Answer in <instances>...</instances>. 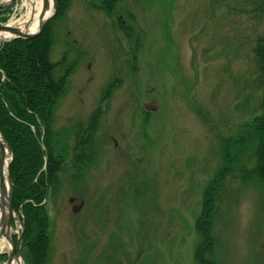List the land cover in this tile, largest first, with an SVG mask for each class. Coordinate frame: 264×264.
I'll return each mask as SVG.
<instances>
[{"label":"rangeland","instance_id":"1","mask_svg":"<svg viewBox=\"0 0 264 264\" xmlns=\"http://www.w3.org/2000/svg\"><path fill=\"white\" fill-rule=\"evenodd\" d=\"M91 1L72 0L55 26L61 31L49 60L67 46L78 61L53 129L84 123L103 90L114 88L102 104L92 164L73 184L66 167L56 195L46 198V264H194V220L221 166L220 141L260 94L250 48L264 21L238 13L248 0H117L109 18ZM21 3L3 23L21 18ZM234 176L216 203L211 258L264 264V206L256 186ZM12 229L15 238L18 223Z\"/></svg>","mask_w":264,"mask_h":264},{"label":"trees","instance_id":"2","mask_svg":"<svg viewBox=\"0 0 264 264\" xmlns=\"http://www.w3.org/2000/svg\"><path fill=\"white\" fill-rule=\"evenodd\" d=\"M54 1L55 14L37 37L0 41V136L12 155L9 166L11 207L19 212L23 223L20 250L24 264H46L50 238L46 198L56 195L66 167L71 170L69 181L73 184L80 181L92 164L104 112L102 104L107 103L114 88L110 83L103 90L97 106L84 123H76L66 132L53 129L54 108L66 93L68 79L78 61L77 56L69 55L67 46L57 61L49 60L56 32L61 31L55 26L63 23L72 2ZM116 3L117 0H96L90 5L109 18L117 9ZM5 12L0 10V23L6 20ZM238 13L262 23L264 0H248ZM117 26L120 31L125 30L120 22ZM250 61L260 94L249 117L238 124L232 136L220 141L221 166L206 183L201 209L194 220L197 237L192 252L194 264H218L211 258L215 242L212 218L219 194L232 173L237 181L256 186L264 206V26L255 32ZM67 134L72 138L68 147ZM4 260L0 257L1 262Z\"/></svg>","mask_w":264,"mask_h":264},{"label":"water","instance_id":"3","mask_svg":"<svg viewBox=\"0 0 264 264\" xmlns=\"http://www.w3.org/2000/svg\"><path fill=\"white\" fill-rule=\"evenodd\" d=\"M14 2L15 0H0V10H9ZM48 8L47 0H41V9L38 17L39 24L36 31L29 33L15 27H6V21L5 23L0 24V32H8L11 35L10 38H21L25 40L35 38L53 18L56 9L54 0H51L52 11L50 15L45 16ZM5 157L7 158V162L5 163L4 171L2 172ZM11 160V152L0 136V238H3L9 245V251L0 253V257L6 256V260L1 264H10L13 260L15 261V264H19L21 237L23 232V223L21 222L20 214L18 211L14 212L11 207L12 187L9 178V166ZM14 223H18L19 225V233L15 235V238H13L14 231L12 229Z\"/></svg>","mask_w":264,"mask_h":264},{"label":"bare ground","instance_id":"4","mask_svg":"<svg viewBox=\"0 0 264 264\" xmlns=\"http://www.w3.org/2000/svg\"><path fill=\"white\" fill-rule=\"evenodd\" d=\"M48 2V10L45 14V16L50 15L52 8H51V0H47ZM23 8V13L21 14V18L15 20V21H9L6 22V27H15L19 30H25L29 33H32L36 31L38 24H39V13L41 9V0H22V3L20 5ZM11 35L8 32H0V40H6L9 39ZM2 166V172L4 171V165L7 162V158L5 157L3 161ZM3 174V173H2ZM6 241L3 238H0V253L3 249V243ZM6 245L8 247L9 251V245L6 242ZM10 264H15V261L13 260Z\"/></svg>","mask_w":264,"mask_h":264}]
</instances>
